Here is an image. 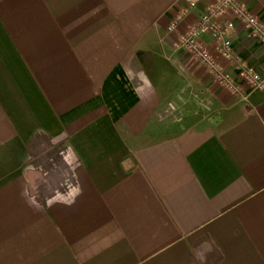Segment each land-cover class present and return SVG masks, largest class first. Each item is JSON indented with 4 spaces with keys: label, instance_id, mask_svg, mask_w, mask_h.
I'll return each instance as SVG.
<instances>
[{
    "label": "crops",
    "instance_id": "obj_1",
    "mask_svg": "<svg viewBox=\"0 0 264 264\" xmlns=\"http://www.w3.org/2000/svg\"><path fill=\"white\" fill-rule=\"evenodd\" d=\"M214 1L0 0V264H264V90L177 44Z\"/></svg>",
    "mask_w": 264,
    "mask_h": 264
},
{
    "label": "built area",
    "instance_id": "obj_2",
    "mask_svg": "<svg viewBox=\"0 0 264 264\" xmlns=\"http://www.w3.org/2000/svg\"><path fill=\"white\" fill-rule=\"evenodd\" d=\"M206 0H186L188 10L196 8ZM240 22L250 36L264 45V25L260 23L238 0H215L202 12L195 26L179 37L177 44L193 60L205 65L213 81L234 96L242 93L240 81L246 82L253 89L264 90V71L246 66L234 54L232 43L236 33V22ZM175 22L170 23L168 31L175 29ZM208 35L215 43L216 55H213L202 43L201 37ZM234 65L238 78H234L224 69L225 65ZM166 112H176L173 103H168Z\"/></svg>",
    "mask_w": 264,
    "mask_h": 264
},
{
    "label": "rangeland",
    "instance_id": "obj_3",
    "mask_svg": "<svg viewBox=\"0 0 264 264\" xmlns=\"http://www.w3.org/2000/svg\"><path fill=\"white\" fill-rule=\"evenodd\" d=\"M210 75V74H209ZM212 79V78H211ZM213 80V79H212ZM175 117H176V113H173V114H171V115H169L168 117H166V118H163V119H161V120H159V122H160V128H165L166 127V133L169 131L168 129H169V127H170V125H172L173 124V121H174V119H175ZM162 130V129H161ZM163 131H165V129L163 130ZM162 131V132H163ZM166 133H163V136H168Z\"/></svg>",
    "mask_w": 264,
    "mask_h": 264
}]
</instances>
